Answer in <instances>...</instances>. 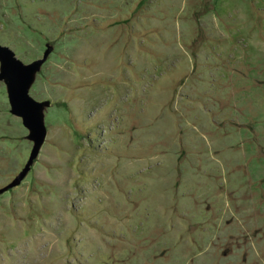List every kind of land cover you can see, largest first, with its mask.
I'll use <instances>...</instances> for the list:
<instances>
[{
  "label": "rangeland",
  "instance_id": "1",
  "mask_svg": "<svg viewBox=\"0 0 264 264\" xmlns=\"http://www.w3.org/2000/svg\"><path fill=\"white\" fill-rule=\"evenodd\" d=\"M0 43L48 52L27 170L0 79V264H264V0H0Z\"/></svg>",
  "mask_w": 264,
  "mask_h": 264
},
{
  "label": "water",
  "instance_id": "2",
  "mask_svg": "<svg viewBox=\"0 0 264 264\" xmlns=\"http://www.w3.org/2000/svg\"><path fill=\"white\" fill-rule=\"evenodd\" d=\"M48 52L42 58L31 63H25L16 56L14 50L0 43V61L2 70L0 79H7L11 111L15 116L22 118L24 126L31 131L35 140L26 170L30 163L39 154L47 137V127L42 119L43 102L30 94L35 74L45 62Z\"/></svg>",
  "mask_w": 264,
  "mask_h": 264
}]
</instances>
